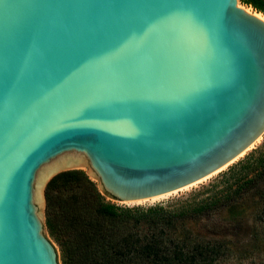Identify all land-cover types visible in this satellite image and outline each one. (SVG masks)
Returning <instances> with one entry per match:
<instances>
[{
  "label": "water",
  "instance_id": "water-1",
  "mask_svg": "<svg viewBox=\"0 0 264 264\" xmlns=\"http://www.w3.org/2000/svg\"><path fill=\"white\" fill-rule=\"evenodd\" d=\"M241 0H0V264H63L42 189L177 202L264 145V18Z\"/></svg>",
  "mask_w": 264,
  "mask_h": 264
},
{
  "label": "trees",
  "instance_id": "trees-1",
  "mask_svg": "<svg viewBox=\"0 0 264 264\" xmlns=\"http://www.w3.org/2000/svg\"><path fill=\"white\" fill-rule=\"evenodd\" d=\"M241 1L264 14V0ZM221 183L178 205L127 208L68 171L49 184V227L62 236L65 264H264V145Z\"/></svg>",
  "mask_w": 264,
  "mask_h": 264
},
{
  "label": "rangeland",
  "instance_id": "rangeland-1",
  "mask_svg": "<svg viewBox=\"0 0 264 264\" xmlns=\"http://www.w3.org/2000/svg\"><path fill=\"white\" fill-rule=\"evenodd\" d=\"M244 8L250 10L251 12H254V13H257V14H261L264 17L263 13H259V12L255 11L250 6L244 5ZM85 174L89 177L90 180H92L94 183H96L97 188H98L99 192L101 193V195L103 196V200L106 203L119 206L116 202H114L111 198H109L106 193H104L102 191L101 186H100V181H99L98 177H96L95 175H93L91 173V169L90 168H89L88 173H85ZM223 178H221V179H219V180L207 185L206 187H204V188H202V189L190 194L189 196H187V197H185V198H183V199H181V200H179L177 202H173V203H169V204H165V205H160V206L178 205V204H180V202L190 200L196 194H200V193L201 194H203V193H217L218 191L224 189L227 186L226 184L221 183ZM48 187H49V185L47 187H45L44 189H42V192H43V194H44V196L46 197L47 200H48ZM202 197H204V196L202 195L201 198ZM53 215L54 214H53V212L51 213V210L47 214V234H48L49 238L51 239V241H52V243H53V245H54L59 257L61 258L63 264H65L66 253H65V247H64V245L62 243L63 242L62 236L57 235V233H53L52 230L49 227V220L53 219Z\"/></svg>",
  "mask_w": 264,
  "mask_h": 264
},
{
  "label": "bare ground",
  "instance_id": "bare-ground-1",
  "mask_svg": "<svg viewBox=\"0 0 264 264\" xmlns=\"http://www.w3.org/2000/svg\"><path fill=\"white\" fill-rule=\"evenodd\" d=\"M247 10H248V9H247ZM248 11H250V10H248ZM250 12H251V11H250ZM258 16H260V17L264 18V17H263V15H261V14H258Z\"/></svg>",
  "mask_w": 264,
  "mask_h": 264
}]
</instances>
